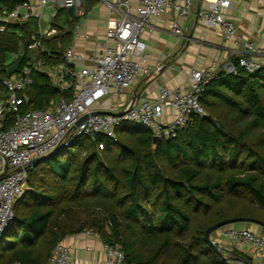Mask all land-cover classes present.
<instances>
[{"label": "trees", "instance_id": "obj_1", "mask_svg": "<svg viewBox=\"0 0 264 264\" xmlns=\"http://www.w3.org/2000/svg\"><path fill=\"white\" fill-rule=\"evenodd\" d=\"M82 1L86 12L96 5ZM22 4L0 0V11ZM81 20L74 9H59L48 39L35 18L0 21V99L8 95V69L20 64L16 75L28 66L33 79L20 94L22 113L72 101L75 88L58 87L43 69L75 70L64 55ZM33 35L41 41L37 52ZM234 65V73L220 70L205 85L207 116H192L177 137L155 142L147 127L124 123L116 139H74L38 165L0 242V264H48L59 243L85 231L119 247L127 264H230L205 242V232L231 219L264 223V69L250 74L239 59ZM14 122L7 115L5 129Z\"/></svg>", "mask_w": 264, "mask_h": 264}, {"label": "built area", "instance_id": "obj_2", "mask_svg": "<svg viewBox=\"0 0 264 264\" xmlns=\"http://www.w3.org/2000/svg\"><path fill=\"white\" fill-rule=\"evenodd\" d=\"M80 0H39L40 10H33L30 4H22L13 10L0 11V21L7 24L24 23L35 18L39 21V36L48 39L55 35L52 28L42 27L43 11L51 5L74 9L77 16L84 12ZM109 7L112 20L109 23L106 40L108 45L103 54L91 58L90 66L69 71L64 65L46 68L53 82L62 89L75 88L72 101L62 100L46 111H29L22 113L23 103L20 94L33 84L32 69L26 66L20 75L4 81L8 95L0 99V242L15 220V205L25 194L28 176L34 168L31 162L44 157L56 149L69 148L74 139L104 135L116 139V129L124 123L142 125L150 129L159 140L177 137L180 130L188 126L192 116L206 117L200 96L204 87L217 77V66L209 70L190 72L189 88H163L155 100H146L126 108L117 107L110 114L90 116L74 130L77 122L86 114L97 110V107L114 94L119 95L132 89L143 77L152 74L150 63L152 57L144 39L152 34V19L163 14L172 17L171 31L178 37L184 35L181 27L183 20H188L196 0H102ZM207 8L198 13L199 20L207 29L222 31L227 40L241 43L242 37L234 23L226 18L231 9V0H202ZM264 1V0H259ZM1 27V31H4ZM79 26L76 28L78 32ZM31 50L42 49L41 41L36 35ZM111 43V45H109ZM252 48L251 46H248ZM255 53L257 50H253ZM66 62L74 64L78 60H87L77 56L74 48H68L64 55ZM239 67L253 74L264 69V63L247 57L239 58ZM43 68V67H42ZM235 72L234 71L232 73ZM72 79L71 81H69ZM165 111L172 112V121L164 124ZM120 114V116H117ZM7 115H14V125L5 129ZM101 150L104 145H99ZM88 237L101 241L99 234L85 231ZM223 236L233 243L246 244L264 258V234L251 230L227 228ZM107 255L106 264H127L126 256L119 247L103 243ZM21 264V263H14ZM48 264H83L75 257L71 248L59 243L53 251ZM264 264V263H263Z\"/></svg>", "mask_w": 264, "mask_h": 264}, {"label": "crops", "instance_id": "obj_3", "mask_svg": "<svg viewBox=\"0 0 264 264\" xmlns=\"http://www.w3.org/2000/svg\"><path fill=\"white\" fill-rule=\"evenodd\" d=\"M232 7L226 12V18L236 26L243 41L237 43L227 40L222 31L207 29L199 20L198 13L207 8L202 0H196L192 15L181 22L184 31L182 37L176 36L170 28L172 17L167 14L152 19L154 32L146 34L144 39L152 60L150 67L152 74L141 78L132 89L119 95H113L103 101L97 110L101 112L115 110L118 106L126 108L146 100H155L163 88H189L190 72L195 70H209L217 66L218 70L227 73L234 71V61L244 56L264 63V1L259 0H231ZM84 12L78 32H74L72 47L77 56L87 60H78L73 65L75 69L91 65V58L104 53L108 42L106 32L113 19L109 7L102 0H96V5L85 11L82 0L79 1ZM33 10H40L39 0H29ZM60 5L55 4L43 11L46 28H51V21L57 15ZM77 26V27H78ZM111 45V43H109ZM251 46L252 48H249ZM257 50L258 52H254ZM15 76V75H13ZM137 92V94H135ZM137 95V96H136ZM117 108V110L119 111ZM172 112L165 111L162 122L172 121ZM237 225V226H236ZM216 231L212 240L217 243L230 264H241L236 261L233 252L245 255L252 264H263L264 258L246 244L233 243L223 236L224 230L248 229L257 234H264V228L253 223H239ZM62 243L71 248L75 257L83 264H106L107 255L103 250L102 240L88 237L83 233L67 237Z\"/></svg>", "mask_w": 264, "mask_h": 264}, {"label": "water", "instance_id": "obj_4", "mask_svg": "<svg viewBox=\"0 0 264 264\" xmlns=\"http://www.w3.org/2000/svg\"><path fill=\"white\" fill-rule=\"evenodd\" d=\"M13 1L20 2V3H23V4L29 3V0H13ZM19 71H20V64H16L15 66L9 68L8 71H7L8 78H11L13 75H16L17 73H19ZM135 94H137V92ZM106 114H110V113L101 112V111H95V112H92L90 114H86L77 122V124L74 127V130L77 129L83 122L88 120L90 116L106 115ZM117 116H120V114H117ZM158 141H159V138L155 137V142H158ZM59 152H60V149H56V150H54L53 152H51L50 154H48V155H46L44 157H40V158L34 159L31 162V167L35 169L38 165H40L41 163L53 158ZM5 177H6L5 174L1 175L0 176V181H2ZM239 223H253V224H257V225H259V226L264 228V223L256 221V220H253V219H242L241 218V219L226 220V221H222V222L210 227L205 232V242L209 245V247L217 255H219L221 257H224V255L222 253V250L220 249L219 245L212 240V235L216 231H218V230H220L222 228H225V227H228V226H232V225H236V224H239ZM224 258L226 259V257H224ZM236 261H238L241 264H252L248 259L242 258V257L237 258Z\"/></svg>", "mask_w": 264, "mask_h": 264}, {"label": "rangeland", "instance_id": "obj_5", "mask_svg": "<svg viewBox=\"0 0 264 264\" xmlns=\"http://www.w3.org/2000/svg\"><path fill=\"white\" fill-rule=\"evenodd\" d=\"M45 24H46V22L43 20V24H42V25L44 26V28H46V25H45ZM50 38H51V37H50ZM28 177H29V176H28ZM24 189H25V190H24L25 192L29 190V187H28V181L26 182V185H25ZM236 226H237V225H236Z\"/></svg>", "mask_w": 264, "mask_h": 264}]
</instances>
